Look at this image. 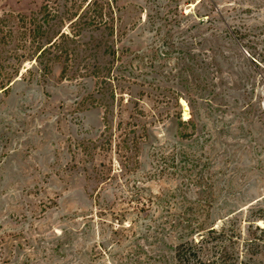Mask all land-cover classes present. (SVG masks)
<instances>
[{
    "label": "rangeland",
    "instance_id": "obj_1",
    "mask_svg": "<svg viewBox=\"0 0 264 264\" xmlns=\"http://www.w3.org/2000/svg\"><path fill=\"white\" fill-rule=\"evenodd\" d=\"M97 1L113 21L65 77L26 60L0 90V264H177L193 242L203 264H264V0Z\"/></svg>",
    "mask_w": 264,
    "mask_h": 264
},
{
    "label": "trees",
    "instance_id": "obj_2",
    "mask_svg": "<svg viewBox=\"0 0 264 264\" xmlns=\"http://www.w3.org/2000/svg\"><path fill=\"white\" fill-rule=\"evenodd\" d=\"M52 1L44 0V4L37 11L31 12L28 16H16V21H13L12 15L0 16V48L8 46L6 51L8 66L2 65L4 57H1V53L4 51L0 50V90L6 91L9 88L19 76V69L26 60L42 66L40 69L42 72H50V65L62 61L65 64L62 66L61 76L65 77L68 62L78 56V40L82 33L89 28L98 30L101 27H109L110 21H113V18H110L112 11L110 5L106 13L103 5L97 0L88 1L84 13L77 19L74 17L75 20L70 17L64 18L50 5ZM66 20L70 21L68 27L72 26L68 32L62 30ZM80 45L86 46L88 43ZM113 59L116 61L114 53ZM108 71L106 68L92 66L90 73L92 76L97 75L106 83L107 80H111V72ZM103 72L105 75L101 74ZM175 260L177 264H203L198 254V246L194 242L178 245Z\"/></svg>",
    "mask_w": 264,
    "mask_h": 264
},
{
    "label": "bare ground",
    "instance_id": "obj_3",
    "mask_svg": "<svg viewBox=\"0 0 264 264\" xmlns=\"http://www.w3.org/2000/svg\"><path fill=\"white\" fill-rule=\"evenodd\" d=\"M183 106H184V109H185V111H186L187 108H186L185 104H184Z\"/></svg>",
    "mask_w": 264,
    "mask_h": 264
}]
</instances>
